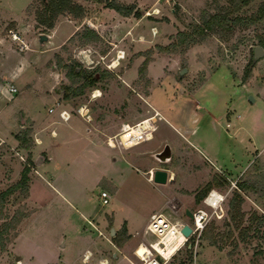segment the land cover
Instances as JSON below:
<instances>
[{"label":"rangeland","instance_id":"1","mask_svg":"<svg viewBox=\"0 0 264 264\" xmlns=\"http://www.w3.org/2000/svg\"><path fill=\"white\" fill-rule=\"evenodd\" d=\"M47 1L0 0L2 68L13 72L20 66L22 76L18 82L24 78L30 80V87L37 92L24 98L29 107L43 110L49 104L56 108L57 102L61 103L63 99L66 110L74 114L72 120L80 121L83 131L88 126L93 132L111 133L104 141L109 145L107 140L116 135L112 138V146L117 144L103 156L104 159L100 157L93 163L78 155L73 158L75 147L64 156H72L68 158L70 164L55 178L66 190L73 191L76 196L88 197L91 208L102 215L105 210L115 209L122 213L133 211L137 216L145 217L151 210L160 209L169 214L171 221L175 218L187 220L184 207L194 209L202 204V199L196 201V193L208 182L220 181L226 176L193 149L185 140L184 132L189 134L188 139L196 148L210 147L228 163L235 160L241 166H248L255 161L248 143L245 142L249 147L246 148L245 143L230 138L228 131L232 132L233 128L225 123L223 117L226 115L221 113L233 103L232 116L241 113L255 119L247 118L241 132L246 129L258 136L264 133V101L258 98L253 103L249 99L253 94L251 91L243 96L247 108L236 103L241 89L238 86L243 87V83L250 82V79V87L261 95L258 90L264 85V56L253 62V48L259 44V37H264V18L248 21L246 25L237 23L231 28L217 26L204 37L195 33L196 42L189 44L180 43L179 39L180 32L195 30L210 14L251 16L264 0H69L73 10L64 8L52 19V10L45 6ZM110 1L130 5L133 10L128 15L122 14L107 5ZM136 10L140 15L135 13ZM50 19L52 25H49ZM120 25L124 27L119 34L115 28ZM87 27L95 30L97 39L89 34L83 36ZM40 33L49 34L50 38L40 42ZM86 37L92 40L84 42ZM72 66L96 80L83 85L84 76L73 74L70 71ZM225 67L238 86L231 85L232 78L223 74L221 70H226ZM209 77L211 80L200 90L202 96L196 98L205 105L195 107L193 103L192 107L188 101L178 99L182 93L198 89ZM97 90L102 95L94 97ZM38 91L43 94L37 96ZM14 101L1 114L12 111ZM81 106L88 111L90 121L86 119L88 114L86 117L80 114ZM56 111L42 114L39 123L26 111L19 113V117L23 116L26 121L25 127L18 130L23 136L20 144L30 145V150H26L23 157L10 147L0 149V192L18 181L25 167L29 169L28 188L32 178L44 174L50 176L49 170L42 172L38 160L49 161L47 152L42 147H34V143L41 142L39 137L45 130L53 132L59 121ZM149 117L153 125L149 131L152 139L125 147L118 137L121 127L135 125ZM164 140L172 146L170 163H158L144 154ZM258 144V148L264 147V143ZM230 151L235 152L231 157L227 155ZM256 165L257 168L263 167V163ZM159 167L166 168L174 177L166 183L149 180L150 170ZM253 168L256 166L250 167L249 173L240 180L242 187L237 184L239 180L232 178L236 181L234 186L226 177L228 183L214 184L209 189L217 188L224 193V199L216 204L217 208L220 205L223 217L214 214L197 244L193 239L192 250L187 252L183 246L164 264H264V218L256 207L242 209L244 194L264 196V170L252 174ZM79 182L83 183V194ZM102 190L109 193L107 204H102L99 198ZM214 194L218 195L215 191ZM170 195H177L182 201L177 212H172L166 205V198ZM25 197V191L17 189L0 202V229L5 225L8 227L0 242V264H21V261L18 263L21 259L11 248L25 217L34 210L27 205ZM77 205L78 210L65 205L60 211L56 207V212L63 217L70 214L77 221L78 212H85L81 203ZM246 211L250 212L251 219L244 220ZM45 217L43 214L33 224H28L26 237L36 242L48 241V236L52 238L51 234L67 223L59 219L50 225ZM246 221H250L249 230ZM118 236L123 238L121 234ZM144 237L146 242L155 238L148 232ZM21 240L23 245L31 246L29 240ZM74 244L76 255L83 242L76 237ZM44 261L45 254L40 252L33 264H44Z\"/></svg>","mask_w":264,"mask_h":264},{"label":"crops","instance_id":"2","mask_svg":"<svg viewBox=\"0 0 264 264\" xmlns=\"http://www.w3.org/2000/svg\"><path fill=\"white\" fill-rule=\"evenodd\" d=\"M123 27L124 26L120 25V27L115 28V30L119 31L120 34ZM127 33L130 32L128 31ZM100 35L105 37L103 33H101ZM48 38H50L49 34ZM2 54L0 55V149L5 148V146L10 147L14 149L17 154L19 153L23 157L26 150H30V145L22 146L20 144L21 141L15 136V134L18 133V130L21 129V127L23 126L25 127L26 125L25 118L23 116L19 117L20 112L26 111L27 115L31 114L32 119L36 123H39L41 121L39 119L42 114H53V112H55L56 110L57 116L59 118V121H57V126L54 127L55 129L52 128L54 129L53 132L48 133L45 130L44 132H42L43 134L41 135V137H39V140H41V142L34 143V147H42L47 152L49 161H43V159L41 158H39L38 160L41 161L40 166L42 172H48L47 170H49L50 176L44 174L43 177L32 178L29 184L27 195L25 197V201L27 205L34 208V210L31 211V213L27 217H25L21 230L19 231L15 242L12 244L13 246L11 249L16 253L17 257L21 259V264H33V262L36 260V256H38L40 252L45 254L44 264H61V262H63V264H82L80 260L81 252L85 247H89L94 251V257L90 264H96V257L98 256L108 257L110 260L109 264H137L139 262V259L134 253V248L140 241H146L144 235L147 234L146 224L150 218V215L153 212H162V210H151L149 214H147L145 217H139L137 216V213L135 214L133 213V211H130L128 213H122L119 211H115V209L105 210V215H102L99 214L96 209V211H94L93 208H91V204L88 203V197H86L85 195H81L85 198H82L79 195L76 196L74 195L73 191L70 190V193L68 190L65 189L62 184L58 183V181H56L57 179L55 178V176H57V174L61 173L64 169H66V167L70 164L71 160L68 158L72 157L71 156L65 158L64 156H67V154L71 150L73 151L75 147L76 151L73 154V158L75 155H78L79 157H83L87 162L93 163L98 158H103V156L105 157L106 155H108V152L110 153V151L113 149L104 141L106 136L110 135L111 133H103L102 131L93 132L88 126L83 131L81 122L79 121L77 123L72 120L74 114H71L67 121L62 120L59 117V110L66 109V105H64L63 99L61 103L57 102L58 105L56 106V108L53 107V105L52 108L49 104L45 105L43 107V110H34L31 106L29 107L28 104L25 103L24 98H30V96H33L34 92L37 91L32 88V86L30 87V80L27 78H24L22 82H18L19 80H21L22 76V70L20 66L13 72L2 68V61L4 60ZM224 69L226 70H221L223 71V74H225L227 77L230 76L232 78L230 81L231 85H234L235 87L238 86L234 83L233 77L229 73L227 68L225 67ZM211 77H209L206 82L203 83L198 89L192 92L187 91L185 94L182 93L178 99L180 101H188L187 103L191 104L189 106H192L193 103L195 107L205 105L203 101L201 102L196 98L202 96L200 94V90L204 85H206L209 80H211ZM251 81L252 80L250 79V82L243 83V87L241 85L238 86L239 88H241L239 93V99L235 100L237 104L239 103L244 108L247 107L246 104H243L245 101L243 100V96H245L247 93H251V91H253V103H256L258 98L264 101V85L259 86L258 92H260V94L262 95L261 96L259 95V93H256L255 90L250 87ZM10 85H14L17 90L10 91ZM33 87L35 86L33 85ZM42 94V91H38V93H36L37 96H41ZM153 98H155V96H153ZM13 101L15 102L14 107H12L13 110L9 113L6 112L5 114H1V112L5 110V108L10 106V103H13ZM232 105L233 103L230 107L225 108L226 110H224L221 114L226 115V117H223L226 118L225 123L229 127L231 126L233 128L232 132L228 131L230 138H232L234 141L243 143L246 142L251 146L250 150L254 152V156L256 158L251 165L249 164L248 166H241L239 163L235 162V160H233L232 163H228L224 159V157L219 156V154L213 151V149L210 147L202 148V150L198 147L196 148V145H194V143H192V141L188 139L189 134H185V132L184 137H186V139H184L190 143L193 149H195L201 157L206 159L222 175H225L228 179L234 178L239 180V182L237 181V184H239L241 183L240 180L242 178L244 179V176L249 173L248 170L250 169V167H253L254 165L256 166V168H253L254 170L251 171L252 174H256L257 172L262 171V169L264 170V147H257L260 146L258 143H264V133L262 134V136L261 134L260 136H258L254 135L251 132H248L246 129V132H241L240 130L245 128L244 124H246L247 118H250V120L253 121L255 119L251 116L246 117V115H243L241 113L232 116ZM50 108H52V110H50ZM32 110L34 112H32ZM162 111L165 112V108H163ZM164 118H166V116ZM262 138V141H258V139ZM246 143L245 147L249 148ZM252 149L255 150L253 151ZM245 151L246 149L242 151L244 152L243 154H245ZM234 153V151H230L227 152V155L231 157L234 155ZM261 163H263V167L261 166L257 168L256 164L260 165ZM134 166L136 167V165ZM73 178L75 179V177ZM79 185L81 188V193L83 194V183L79 182ZM213 189L215 190L217 188ZM238 189L240 190L239 187ZM240 191L243 194L245 193L242 190ZM247 191L250 192L249 189ZM249 194L250 195L244 194L246 198L243 200V211L251 208L255 209L256 207L259 209L258 213L261 214V218H264V216H262L264 215V196L256 197L255 195H251V193ZM79 203L82 204L81 206L83 207L85 212H78L80 217L77 219V221L75 219L73 220L69 213V216L66 215V217H63L60 216V212L58 214L56 212V207H59L60 211V208L65 205H68L66 206V208L78 210L77 204ZM186 207H184V210ZM43 214H46L45 218L50 225L53 221H59V219L67 223L65 224L63 222V224L65 225L62 226V228L55 230V234H51L52 238L48 236V241L44 240L36 242L35 239H31V237H26L27 233L25 231L27 230L26 227L28 226V224H33L36 219L43 216ZM166 216L169 218V214ZM243 218L244 220L251 219L250 212L246 211L243 215ZM88 220H91L92 224H90ZM246 226V229L249 230L251 226L250 221H246ZM112 227L114 228V235L122 234L123 238L121 239L120 243L115 242L113 238L114 235H112L110 239L107 238L106 235L108 231L110 233ZM98 230L103 231L105 235H98ZM76 237H79L82 240L83 247L80 249L78 254L74 255V240ZM22 238L29 240L31 246L28 247L23 245L21 240Z\"/></svg>","mask_w":264,"mask_h":264},{"label":"built area","instance_id":"3","mask_svg":"<svg viewBox=\"0 0 264 264\" xmlns=\"http://www.w3.org/2000/svg\"><path fill=\"white\" fill-rule=\"evenodd\" d=\"M152 30H153V32H155L154 29H152ZM14 37H17V36L14 35ZM9 90L10 91H16L17 88L14 85H10ZM82 108H83V106H81L79 108V112L82 116L86 117V115L88 114L87 113L88 111L83 112ZM50 110H52V108H50ZM59 116L63 120H67L71 116V113L69 111H67L66 109H61L59 111ZM86 119L88 121H90V119H92V118L88 114ZM123 127H124V125L121 127V129H123ZM110 137L115 138L116 135H113ZM151 137H152V133H151ZM155 170H153V169L150 170V176L148 178L149 180L153 179V175H154ZM171 179H172V175L169 174L168 180H171ZM229 180H231L232 185L236 186L235 180H232V179H229ZM213 191H215L216 193H218L220 195V198L218 199L219 203L221 200L224 199V193L223 192L218 191L216 189L215 190L211 189L210 191H208V193L202 199V204L196 206L194 209H191L192 213H193V217L191 219L187 218V220H181V219L177 218L174 221H171L163 212H153L150 215V218L146 224V231L148 233L152 234L153 236H155V238L153 240L148 241V242L140 241L137 244V246L134 248V253L136 254V256L139 259V262L137 264H143L144 263V259H142V255L137 254V252L139 250V246L142 243H144L146 245V248L149 251L148 257H151V259L156 261L157 264H164L181 247L186 246L187 243L190 242L192 245V242H193V245H194V240H195V243L197 244L200 235L202 234L205 226L207 225V223L211 219V217L214 214L218 218H221L224 215V213H222L220 205L217 208L216 207L217 203L214 204L216 195H213ZM99 198L101 199L102 204H107L109 202V193L106 190H102L100 192ZM166 205L172 212H177L182 207V201L179 199V197L177 195H170V196H167V198H166ZM88 222L90 224H92L91 220H88ZM185 223H188L189 226L191 227V232L189 235H185L182 231V228H183ZM174 226H175V233L176 234L174 236H170V238L168 239V242H166V241L161 242L163 236H165L168 232L167 231L164 234H162V232H163L162 230H166L167 228L174 227ZM98 235H105V234L103 231L98 230ZM106 236L108 239H110L112 235L108 231ZM156 243L160 245V250H159V248L156 247V245H155ZM171 247H173L172 251L170 252L171 254L169 255V257L165 258L163 256V255H165L163 253V250H169ZM93 257H94V251L89 247H85L81 252L80 260H81L82 264H90ZM20 261L21 260H18V263H20ZM109 263H110V260L106 256L96 257V264H109Z\"/></svg>","mask_w":264,"mask_h":264},{"label":"trees","instance_id":"4","mask_svg":"<svg viewBox=\"0 0 264 264\" xmlns=\"http://www.w3.org/2000/svg\"><path fill=\"white\" fill-rule=\"evenodd\" d=\"M109 7L115 9L116 11L128 15L132 12V6L130 5H123L114 1H110L107 4ZM45 6L47 9L52 10V15H51V19L52 17L56 14L59 13L60 10L64 9V8H68L69 10H73V6L71 3H69V0H48L47 2H45ZM80 8V7H79ZM135 13L137 15H140V12L138 10L135 11ZM264 18V3L262 5H260L256 11V13L254 15L251 16H247V17H243V16H234L231 17L227 14H221V13H214V14H210L207 18H204L202 21V24H198L195 28V30H192L191 32H180V39L179 42H186V43H192V42H196V38H195V33H200V35L202 37H204L208 31L210 30H214L217 26H221V27H226V28H231L234 24L237 23H241L243 25H246L248 23V21L250 22H254L256 20H260ZM51 19L49 20V25H52ZM91 35V37L93 38H98V34L95 32V30H93L92 28L87 27L85 29V32L83 33V36L85 35ZM92 40L90 37H86L84 42L90 41ZM259 45H261L264 48V37L261 36L259 37V41H258ZM70 71L73 74H78L75 67H71ZM248 72V70H247ZM248 74V73H247ZM245 77V76H244ZM93 80H87L85 82V84H90L92 83ZM15 136L22 141L23 136L21 135L20 132L16 133ZM28 167H25L22 171V175L20 177V179L12 186H10L7 190H4L2 192H0V202L3 201V198L8 195L9 193L17 190V189H23V191H25V196L27 195L28 192V186H27V182H28ZM228 183V180L226 177L222 176L220 178V181L218 179H214V182H208L207 184H205L202 189H200L197 193H196V201H200L201 199L204 198V196L207 194V192L209 191V189L214 185H223ZM239 187L243 186L242 183L238 184ZM27 188V189H26ZM26 189V190H25ZM7 225H5L4 228L0 229V242H2V234L4 233L5 230H7ZM122 235V234H121ZM115 242L120 243L121 239L118 234L113 236ZM4 245V243L2 244ZM4 247V246H3ZM193 247V242L191 246H188V243L186 244V249L187 252H190L192 250Z\"/></svg>","mask_w":264,"mask_h":264},{"label":"bare ground","instance_id":"5","mask_svg":"<svg viewBox=\"0 0 264 264\" xmlns=\"http://www.w3.org/2000/svg\"><path fill=\"white\" fill-rule=\"evenodd\" d=\"M86 57H88V55H86ZM116 62V61H115ZM100 92L97 90L95 92V96H97ZM94 94V93H93ZM86 109H84V107L82 108V111H85ZM152 118H144L142 119L140 122H136L137 124L135 125H128L127 127H123L122 131L120 132V134L118 135L120 142L125 146V147H131L134 146L136 144H139L142 141L147 140V136H151L150 132L153 129V125H152ZM152 127V129H151ZM113 137H110L109 140L107 141L108 144H110L111 147H115L117 146V144L115 146H112ZM149 139V138H148ZM174 176H172L173 178ZM213 195L215 196V201L214 204H216L218 202V199L220 198V195L218 197L217 194H214L213 191ZM169 229V230H168ZM162 234H164L165 232H167V234L165 236H163L162 241H166L168 242V239L170 238V236H174L175 233V226L174 227H170L167 228L166 230H162ZM182 236V235H181ZM157 248H159L160 250V245L159 244H155ZM171 247L169 250H163V253L165 255H163L165 258L169 257V255L171 254L170 252L172 251ZM148 249L146 248V245L144 243H142L139 246V250L137 252V254L142 255V259H144V263L143 264H157L156 261H154L153 259H151V257H148L149 253H148Z\"/></svg>","mask_w":264,"mask_h":264},{"label":"water","instance_id":"6","mask_svg":"<svg viewBox=\"0 0 264 264\" xmlns=\"http://www.w3.org/2000/svg\"><path fill=\"white\" fill-rule=\"evenodd\" d=\"M48 39V35L46 33L39 34V41L44 42ZM254 54H253V62L256 61L258 58L264 56V48L257 44L254 46ZM249 99L254 101L253 95L249 96ZM144 152V151H143ZM144 154H148L149 157L154 159L158 163H170L172 160V151L169 142L163 141L159 146L154 149H150ZM168 170L166 168L159 167L154 171L153 180L158 183H166L168 181ZM184 214L187 218L191 219L193 217L192 210L189 207H186L184 210ZM182 231L185 235H189L191 232V227L188 223H185ZM111 235H114V228L112 227L110 231ZM188 246H191V243H188Z\"/></svg>","mask_w":264,"mask_h":264},{"label":"flooded vegetation","instance_id":"7","mask_svg":"<svg viewBox=\"0 0 264 264\" xmlns=\"http://www.w3.org/2000/svg\"><path fill=\"white\" fill-rule=\"evenodd\" d=\"M119 57H120V56H119ZM75 69H76V71H77V73H78L77 75H79V76H80V75L84 76V81H83L84 83H83V85L85 84V82H86L87 80H93V78L88 77V76H85V74L83 73L84 71H82V69L77 68V67H76ZM101 74H102V73H100L99 76H102ZM95 80H96V79L94 78L93 82H94ZM93 82H92V83H93ZM99 92H100V93H99L97 96H95V92H94L93 96H94V97H98V96L102 95V92H101V91H99ZM148 138H149V139H152L151 136H147V140H148ZM163 164H166V163H163Z\"/></svg>","mask_w":264,"mask_h":264}]
</instances>
